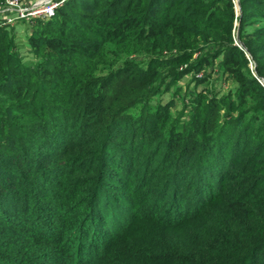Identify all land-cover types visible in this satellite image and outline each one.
I'll list each match as a JSON object with an SVG mask.
<instances>
[{"label":"trees","instance_id":"obj_1","mask_svg":"<svg viewBox=\"0 0 264 264\" xmlns=\"http://www.w3.org/2000/svg\"><path fill=\"white\" fill-rule=\"evenodd\" d=\"M29 40L0 25V264H264V0H65Z\"/></svg>","mask_w":264,"mask_h":264},{"label":"rangeland","instance_id":"obj_2","mask_svg":"<svg viewBox=\"0 0 264 264\" xmlns=\"http://www.w3.org/2000/svg\"><path fill=\"white\" fill-rule=\"evenodd\" d=\"M7 0H2L0 3V9H2ZM65 0H23V5H26L28 7H32L35 5L36 2H43V6H48L52 3H62ZM237 11L240 12L239 3L236 2ZM1 15H5L0 12V25L6 26L15 36V42L17 44V52L19 56L22 58V60L25 63H32L35 60H37V56L35 55L32 45L30 44V36L33 31V27L36 26L41 18H46L49 16H45L43 13H36L29 15L27 18L24 19H16L11 24H8L5 21V19L1 18ZM236 24H239V21L236 22ZM104 69H108V64H105ZM217 68V66H216ZM203 73H196V76L200 77ZM211 81L210 86H214L217 91H221L223 93L224 91H227L229 89H234L237 85L236 82L226 75L224 77H218L217 74H214L211 79H209V82ZM180 85H182L184 91L182 92L181 97L178 94H174L175 87L172 86V88L168 91H165L164 93L156 96L153 98L152 103L156 104L157 102H161L163 104L168 103L171 100H174L175 106L172 108V118L176 117L179 113L182 112L184 103L189 101V99H192V97L195 95V92L193 91L196 89L195 82L192 79V75L189 77H185L181 80ZM189 86V87H188ZM208 84L206 83H200L198 85L197 91L207 88ZM193 89V90H192ZM184 95L185 99H184ZM188 109V108H187ZM186 109V110H187ZM185 113V112H184ZM182 120L189 119V113H185L181 116Z\"/></svg>","mask_w":264,"mask_h":264},{"label":"built area","instance_id":"obj_3","mask_svg":"<svg viewBox=\"0 0 264 264\" xmlns=\"http://www.w3.org/2000/svg\"><path fill=\"white\" fill-rule=\"evenodd\" d=\"M57 6L58 3H52L48 6H43V2H36L35 5L30 8L26 5H23V0H7L5 6L0 9V12L5 14L1 15V18L5 19L4 22L11 24L16 19H24L29 15L36 13H43L45 16H51L54 14L55 8Z\"/></svg>","mask_w":264,"mask_h":264}]
</instances>
